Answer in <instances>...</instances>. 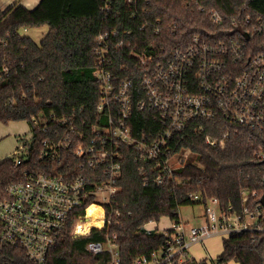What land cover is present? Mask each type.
I'll return each instance as SVG.
<instances>
[{
  "label": "trees",
  "instance_id": "1",
  "mask_svg": "<svg viewBox=\"0 0 264 264\" xmlns=\"http://www.w3.org/2000/svg\"><path fill=\"white\" fill-rule=\"evenodd\" d=\"M212 10L223 16L222 24L213 23ZM247 15L253 20L264 16V0H41L34 8L16 2L0 10V69H7L0 80V121L31 120L35 116L49 126L48 131L33 129L27 157L21 163L16 164L14 157L0 161V195L25 169L48 167L49 162L40 159L43 141L55 129L67 130L61 118L75 116L72 122L84 129L107 122L106 112L97 109L101 83L95 75L96 39L101 33L110 34L106 67L118 80L130 78L139 88L146 67L133 51L154 50L161 58L176 46L188 45L195 35L213 42L229 40L239 30L250 29ZM42 25H48L49 30L39 42L22 32L24 27ZM248 44L251 52L264 51V31L254 34ZM138 99H133L128 119L132 135L155 137L163 127L161 112L141 109ZM197 126H203L204 131ZM226 133L224 146L206 141L207 135L220 140ZM170 145L174 152L190 150L170 173L154 161L139 159L135 146L122 145V174L117 182L120 190L115 195L122 224L78 237L67 229L46 264H108V250L93 254L87 245L113 233L118 234L122 264H134L138 257L162 249L167 240L157 228L146 233L145 225L164 216L179 222L182 205H204L218 198L220 209L229 214H244L245 208L255 213L259 206L264 211L260 202L264 129L220 116L197 119L185 131H176ZM89 225L83 227L84 233ZM74 233L80 235L78 222ZM217 258L218 264L233 260L264 264V212L253 227L224 236L223 251ZM0 264L35 263L22 249L4 247L0 249ZM181 264L211 263L208 258H189Z\"/></svg>",
  "mask_w": 264,
  "mask_h": 264
},
{
  "label": "built area",
  "instance_id": "2",
  "mask_svg": "<svg viewBox=\"0 0 264 264\" xmlns=\"http://www.w3.org/2000/svg\"><path fill=\"white\" fill-rule=\"evenodd\" d=\"M211 15L213 23H223L219 12L212 10ZM245 20L250 29L239 30L229 40L213 42L195 35L188 45L176 46L169 55L162 53L161 58L154 50L133 51L146 67L139 88L130 78L118 80L106 67L110 34L101 33L96 39L95 75L101 83L97 109L106 112L107 122L84 129L72 122L75 116L60 119L67 130L55 129L43 141L40 159L48 161V167L25 169L0 195V249L18 247L35 264H46L61 234L70 229L75 235V224L89 220L91 206L100 208L101 225L92 226L85 235L121 225L122 210L115 206V195L120 190L117 182L122 174L124 144L135 146L142 161H154L170 173L176 168L171 163L174 155L180 154L181 160L182 155L188 157L190 153L186 149L174 152L170 140L193 120L220 116L239 125L264 129V51L251 52L248 44L254 34L264 31V16L253 20L247 15ZM4 71L7 69H0V80ZM136 96L141 109L161 112L163 127L155 137L132 135L128 119ZM25 121L30 123L32 135L12 155L16 164L27 157L33 129L48 131L49 127L39 117ZM196 129L204 131L203 126ZM227 137L228 133L220 140L207 135L206 141L224 146ZM204 207L206 223L189 227L181 220L173 222L172 227L161 231L167 237L164 247L150 256L138 257L134 264L184 263L191 258L189 248L193 244L204 243L214 235L229 236L249 229L264 212L259 206L255 213L245 208L244 214H229L220 209L218 198ZM154 230L145 225L146 233ZM117 238V233L108 234L104 240L89 242L87 249L93 254L108 250V264H122Z\"/></svg>",
  "mask_w": 264,
  "mask_h": 264
},
{
  "label": "rangeland",
  "instance_id": "3",
  "mask_svg": "<svg viewBox=\"0 0 264 264\" xmlns=\"http://www.w3.org/2000/svg\"><path fill=\"white\" fill-rule=\"evenodd\" d=\"M19 1L20 0H12V3ZM45 27H32L31 32L34 34V39L36 41L39 42L44 34H46L45 32L47 28ZM31 135L32 132L28 121L19 120L9 121L8 123L0 121V161L12 157L19 145L26 142V140H29ZM22 138L23 140L20 141ZM179 155L180 154L174 155L171 161L174 167L179 166L181 164V160L183 162V158L180 160ZM204 209L205 207L203 204L182 205L179 211L183 221L191 227L199 226L207 222H205ZM155 223V221L150 222L147 227L150 229H156L157 225H159V231H163L164 228H169L171 220L168 216H164L160 219V221H158V224ZM223 238V235L218 234L208 238L204 242L205 244L203 242L195 243L189 248V255L194 256L198 260L208 258L211 264H218L217 257L223 251ZM205 245H207L206 247H208L209 251L205 250ZM229 264L239 263L233 260Z\"/></svg>",
  "mask_w": 264,
  "mask_h": 264
},
{
  "label": "crops",
  "instance_id": "4",
  "mask_svg": "<svg viewBox=\"0 0 264 264\" xmlns=\"http://www.w3.org/2000/svg\"><path fill=\"white\" fill-rule=\"evenodd\" d=\"M41 0H20L19 2L20 3H23V4H25L27 7H29V8H34L35 6H37L38 4H39V2H40ZM15 3V2H14ZM14 3H12V0H0V10L1 11H5V10H7V8H9L10 6H12ZM46 26V27H45ZM43 27H45V28H47L46 29V32L45 33H47L48 32V30H49V26L48 25H42V26H40L39 28H43ZM38 28V27H37ZM31 30H32V27H29V28H22V32L24 33V34H29V36H31L32 38H34V34L31 32ZM43 33V32H42ZM45 35V34H44ZM204 215H205V222L207 221V216H206V213H205V209H204ZM170 218V217H169ZM171 220V219H170ZM180 220L181 221H183V218L181 217V215H180ZM151 222H153V221H151ZM156 223L155 224H158V221H155ZM150 223V222H149ZM149 223H147V225L149 224ZM172 225H173V221L171 220V224H169V228H170V226L172 227ZM156 228H159V225H157V227ZM165 229V228H164ZM205 244V243H204ZM207 245H205V250L206 251H209L208 250V247H206ZM192 256V255H191ZM190 256V257H191ZM191 258H195L194 256H192ZM196 259V258H195ZM203 259V258H202ZM198 260V259H197ZM200 260V259H199Z\"/></svg>",
  "mask_w": 264,
  "mask_h": 264
},
{
  "label": "bare ground",
  "instance_id": "5",
  "mask_svg": "<svg viewBox=\"0 0 264 264\" xmlns=\"http://www.w3.org/2000/svg\"><path fill=\"white\" fill-rule=\"evenodd\" d=\"M99 210H100L99 207L91 206L90 209H89V220L86 221V222H81V221L78 222L80 235H85V234L89 233L91 227L94 226V225H98V226L101 225L100 224L101 223L100 216H98ZM86 224H90V225L87 227L86 233H84L83 227Z\"/></svg>",
  "mask_w": 264,
  "mask_h": 264
},
{
  "label": "water",
  "instance_id": "6",
  "mask_svg": "<svg viewBox=\"0 0 264 264\" xmlns=\"http://www.w3.org/2000/svg\"><path fill=\"white\" fill-rule=\"evenodd\" d=\"M249 37H250V35L247 34V38H249ZM260 202H261V204H262L263 207H264V182H263V194H262V196H261ZM73 236H74V237H78L79 235H73Z\"/></svg>",
  "mask_w": 264,
  "mask_h": 264
}]
</instances>
